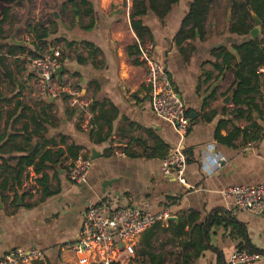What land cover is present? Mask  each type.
Masks as SVG:
<instances>
[{
	"label": "crops",
	"instance_id": "crops-1",
	"mask_svg": "<svg viewBox=\"0 0 264 264\" xmlns=\"http://www.w3.org/2000/svg\"><path fill=\"white\" fill-rule=\"evenodd\" d=\"M133 1L0 0V172L11 187L0 193V260L36 248L44 256L38 264H81L71 246L87 209L98 206L170 216L136 238L132 258L113 264H227L240 244L264 251V211L235 209L222 195L264 183V0H199L206 17L182 34L194 0H178L164 19L141 18L142 41L131 27ZM251 14L260 21L255 38ZM39 26L51 30L45 50L35 48ZM138 45L164 66L190 120L185 186L161 174L177 136L150 110ZM57 47V81L91 101L88 129L70 97L38 96L30 60ZM37 144L35 162L43 158L44 168L27 167L14 186L17 159ZM79 155L91 162L82 186L67 177ZM211 218L236 227H208Z\"/></svg>",
	"mask_w": 264,
	"mask_h": 264
},
{
	"label": "built area",
	"instance_id": "built-area-1",
	"mask_svg": "<svg viewBox=\"0 0 264 264\" xmlns=\"http://www.w3.org/2000/svg\"><path fill=\"white\" fill-rule=\"evenodd\" d=\"M137 49L138 57L146 67L150 110L157 118L168 123L177 136V144L161 161V174L173 175L179 184L185 186L187 158L184 143L190 120L183 100L173 91L164 66L151 58L150 49L142 45H138ZM30 64L35 74L38 95L45 101L70 97L71 106L85 113L81 128L88 129L90 117L86 111L91 101L82 99L78 90L69 84L57 81L58 75L55 72L61 67V54L57 50L48 51L38 59L30 60ZM258 73L264 80V66L258 68ZM261 159L264 165V157ZM90 167V160L77 156L68 168V180L78 186L85 185ZM222 195L232 201L235 209L254 213L264 211V183L231 187ZM169 218L166 211L153 214L128 207L109 214L104 207H90L85 212L81 230L71 247L81 264H113L121 257L132 258L136 238L153 225L166 222ZM43 259L39 249L18 248L9 251L0 260V264H38ZM261 259L262 256L256 253L235 249L227 264H256Z\"/></svg>",
	"mask_w": 264,
	"mask_h": 264
},
{
	"label": "trees",
	"instance_id": "trees-1",
	"mask_svg": "<svg viewBox=\"0 0 264 264\" xmlns=\"http://www.w3.org/2000/svg\"><path fill=\"white\" fill-rule=\"evenodd\" d=\"M8 1V0H6ZM74 0H68V2H73ZM82 4H87L88 0H80ZM178 2V0H134L133 8L130 13V21L131 27L140 41L143 40V36L147 34V31L144 27H142L141 18L144 17L148 12L152 13L158 19H164L171 11L172 7ZM207 8L203 7L199 0H194L190 7L189 14L185 17L182 22V28L179 34H182V31L186 25L189 23L196 29L200 28L201 21L206 17ZM87 13V12H86ZM136 19V20H135ZM86 29V28H85ZM35 36V48H40L44 50L47 49V44L45 39L51 33V30L44 28L43 26H39L33 30ZM183 40V39H181ZM180 40V41H181ZM87 48L90 46L88 44H84ZM72 46V44H68V47ZM49 48V47H48ZM48 52V51H47ZM94 108V107H93ZM93 108H89L90 111H93ZM31 142V137H28L24 140L25 145H29ZM51 142H46V144H50ZM40 145H35L30 149V151L17 159L16 165L12 169L11 178L13 181V185L18 187L22 184L23 181V173L27 167L32 166L36 173H39L44 168V159H40V162H35L36 156L38 155ZM2 172H0V193L11 189L8 185L7 180L1 181ZM222 223L230 224L233 227H236L235 223L232 224V221H226L221 218H211L208 222V227L212 225H219ZM238 234L241 238L244 237V232L241 228L238 227ZM238 249L247 250L251 253H256L260 256H264V251H257L253 249L249 245L240 244Z\"/></svg>",
	"mask_w": 264,
	"mask_h": 264
},
{
	"label": "water",
	"instance_id": "water-1",
	"mask_svg": "<svg viewBox=\"0 0 264 264\" xmlns=\"http://www.w3.org/2000/svg\"><path fill=\"white\" fill-rule=\"evenodd\" d=\"M251 17H252V20L254 22V26L255 28L251 31V35L253 38H255L256 36H258L259 32H260V29H259V26H260V21L257 19V17L254 15V14H251ZM63 72V68L60 67L56 72H55V75H59L60 73ZM92 154H94V152L92 151ZM111 182H107L105 183V186H108L110 185Z\"/></svg>",
	"mask_w": 264,
	"mask_h": 264
},
{
	"label": "rangeland",
	"instance_id": "rangeland-1",
	"mask_svg": "<svg viewBox=\"0 0 264 264\" xmlns=\"http://www.w3.org/2000/svg\"><path fill=\"white\" fill-rule=\"evenodd\" d=\"M42 1L45 2V0H42ZM55 50H57L62 55L63 49H61L60 47H57V48H55Z\"/></svg>",
	"mask_w": 264,
	"mask_h": 264
}]
</instances>
